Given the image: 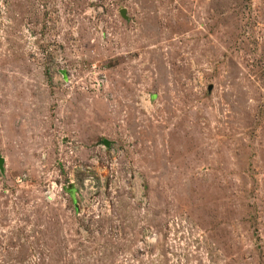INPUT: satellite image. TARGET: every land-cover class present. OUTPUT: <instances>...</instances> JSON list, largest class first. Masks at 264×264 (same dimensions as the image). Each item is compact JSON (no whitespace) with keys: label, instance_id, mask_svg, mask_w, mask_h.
<instances>
[{"label":"rangeland","instance_id":"obj_1","mask_svg":"<svg viewBox=\"0 0 264 264\" xmlns=\"http://www.w3.org/2000/svg\"><path fill=\"white\" fill-rule=\"evenodd\" d=\"M0 158V264H264V0H0Z\"/></svg>","mask_w":264,"mask_h":264},{"label":"water","instance_id":"obj_2","mask_svg":"<svg viewBox=\"0 0 264 264\" xmlns=\"http://www.w3.org/2000/svg\"><path fill=\"white\" fill-rule=\"evenodd\" d=\"M121 15L126 19L127 18V15H126V10L123 9L121 11ZM104 143L106 146H109L110 145V142L108 140H104ZM4 164H5V159L3 158H0V170L3 172L4 170Z\"/></svg>","mask_w":264,"mask_h":264},{"label":"built area","instance_id":"obj_3","mask_svg":"<svg viewBox=\"0 0 264 264\" xmlns=\"http://www.w3.org/2000/svg\"><path fill=\"white\" fill-rule=\"evenodd\" d=\"M95 82H96V87H97V90H98L104 84V78L100 75L98 80H96ZM70 184H72V183L70 182ZM48 195H49L50 198H52V196L54 195L53 191L52 192L48 191Z\"/></svg>","mask_w":264,"mask_h":264},{"label":"trees","instance_id":"obj_4","mask_svg":"<svg viewBox=\"0 0 264 264\" xmlns=\"http://www.w3.org/2000/svg\"><path fill=\"white\" fill-rule=\"evenodd\" d=\"M74 192H75V190H74V191H73V190L71 191V193H72V196L74 195V194H73Z\"/></svg>","mask_w":264,"mask_h":264}]
</instances>
